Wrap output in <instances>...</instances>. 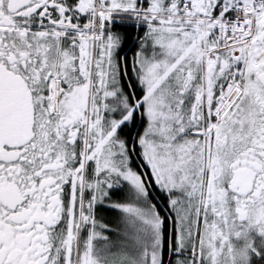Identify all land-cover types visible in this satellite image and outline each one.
<instances>
[{
  "label": "snow or ice",
  "instance_id": "6c2138e0",
  "mask_svg": "<svg viewBox=\"0 0 264 264\" xmlns=\"http://www.w3.org/2000/svg\"><path fill=\"white\" fill-rule=\"evenodd\" d=\"M0 264H264V0H0Z\"/></svg>",
  "mask_w": 264,
  "mask_h": 264
}]
</instances>
